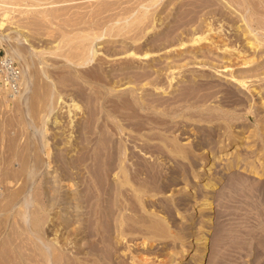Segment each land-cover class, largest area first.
I'll return each instance as SVG.
<instances>
[{
    "label": "bare ground",
    "instance_id": "1",
    "mask_svg": "<svg viewBox=\"0 0 264 264\" xmlns=\"http://www.w3.org/2000/svg\"><path fill=\"white\" fill-rule=\"evenodd\" d=\"M5 1L7 2L8 0H4V2ZM19 1L17 3H19ZM23 1H29L28 5L37 7L36 5H42L46 0H22V2ZM59 1L60 0H53L47 2H51V4L54 5L51 7H58ZM91 1L93 2L94 0ZM98 1L96 0L95 2L98 4L97 6L93 3L95 6L93 7L96 9L91 6L95 11L94 13L93 10L90 11L93 13L91 14L93 16L90 17V34V30L88 29V32H86L87 35L86 33H83V35L79 33L82 35V38L81 36L79 37L78 34L75 33L79 28L76 26L78 30L77 28L73 30L75 26L73 27L72 24L69 33L64 35L67 36V38L63 39L61 44L59 43L58 45V43H56V45L48 48L51 54L54 53V55L59 57L60 55L65 57L66 63L69 64L70 67H75L78 59L82 58L83 64L94 59L96 50L94 49L95 51H93V47L95 40H106L109 37H112V40L118 39L119 44L117 47H112L108 50L112 53L123 52L127 54L128 58H126L125 63L121 61L122 64H118L116 69L118 70V75L116 77L112 76V74L109 73L110 69L106 70L105 65H103V60L98 59L99 62H95L94 60L95 65L93 64L91 67V82L94 79L97 82L105 84L107 80L109 83H117V81H122V79H131L135 82V90H140V95L138 92L136 94L135 91H130L127 96L123 97L111 94V99L107 100L106 106L103 104L105 106L106 125L104 128L101 127L102 129H99L98 126V129H95L96 131L98 130L97 133H93V126H96L94 123L96 122V115L99 111V108L95 105L97 104V96L92 92V94L86 93L85 95L88 101H90V104H88V106L90 105V107H88V115H91V133L96 134L91 140V264H162V261L160 262L154 258L159 254L160 249H158V244L159 240H161L159 236L163 234L168 236L167 239L171 238L169 240L160 241L164 244V247H161V249H163V251L166 249V254L172 258L170 259L171 262L168 261L169 264H205L208 261V235L210 232V224L214 217L212 212L208 209H211L213 204L211 198L215 186L222 177H224L223 179L225 180L229 177L220 189L217 198L219 205L217 206L219 207L218 215L222 217L224 213L228 210L230 211L228 208L229 202L231 201L230 198L241 189L246 178L231 172V169L235 166L233 162L235 158L237 159L238 157L237 155V157H235L234 154V158H228V160L225 161L226 163H224L225 165L223 164L224 167L221 169L216 168L215 163L210 165V169L206 167L203 171V173L207 175L205 177L206 181L200 184L199 180L202 179L198 176L201 174H199V170H194L195 164L198 161L195 158L198 154L196 153L195 145H190V143L183 144L180 139L182 135L185 134L186 130L189 129L190 131H194L206 128L204 125L209 121L212 124L207 128L210 131V135L219 134V137L217 140L210 138L207 141L208 144L212 145L217 151L222 148L225 152L227 151L226 154L232 153V151H228L229 148L232 146L238 148L240 145L237 143L241 142V136L238 134L239 132L232 130V126L236 124L237 120L243 116L249 118L251 115L258 116L257 118H259L260 121L262 120L261 114L264 113V84L259 85V83H256L254 84L256 87L252 88L251 81H258L264 77L261 78L260 75L254 73L247 76H238L232 70L230 72V77L232 79H229L232 85H225L220 81L215 82L210 79L211 70L210 72L208 70L209 73H207L202 69L188 67V65L193 62L192 58L191 60L189 59L192 55H188L186 59L188 61L185 60L186 62H177L176 58H174L173 62H165L161 61L158 57L161 53L157 54L156 52H159L161 49L164 50V52L166 50V58H173L176 56V52L173 54L174 51H169V49H171L170 46L174 43L186 45L185 42H182L184 37L190 40L192 44L199 43L203 41L204 38L206 39L205 36L207 34L205 36L203 34L196 37L194 36V33L197 31L188 27L190 21L187 20L188 16L192 19L193 17L202 15L203 19L205 18L206 20L209 16L219 15L225 16L230 23H235L241 19L244 24L236 25V29L241 30L243 34L249 37L253 28L252 21L257 20V22L259 21L260 23L264 20V0H187L183 3L182 10L176 13L175 1L171 0ZM72 6L70 8L73 9L77 5H75V7ZM30 9L39 10V8ZM84 9L85 8H83V10ZM41 10H45L48 15L47 7H42L40 12ZM164 10H166V13L162 15ZM46 13L44 12L42 14ZM34 15L35 14H33V16L31 15L32 20L28 22L24 21L26 24L23 22V24L20 23L21 20H17L19 24L13 21L17 26L14 27L15 30L12 32H16L17 35L26 36V30H24L25 26H27L26 28L28 30L35 29L38 23H40L41 26H46L47 21H43L44 17H42L43 20H41V16H39L41 21H36L38 16L37 18L35 16L36 20H33ZM49 15L47 18H49ZM51 18H49L48 21L51 22ZM71 18L75 19L74 16ZM175 19L176 23H173L172 20ZM203 19L202 17L200 18L199 26H201ZM171 23L174 26L165 30ZM204 23L206 22L204 21L202 24ZM88 24L89 23H87V25ZM0 25L1 27H5L6 24L4 21H1ZM211 27H209L210 30ZM83 31L85 32L86 30ZM74 35L78 36L79 39ZM105 36L108 37L106 38ZM24 39L28 40L26 37ZM257 40L259 45L261 43L260 38H257ZM248 42L253 46L255 44L253 41ZM168 47V50L165 49ZM228 48L229 47L224 48L227 54H224V51L222 58L231 59L232 56L238 52L237 50L236 52ZM15 50L16 48L13 46L8 48L7 57L12 54L14 55L16 52ZM138 51H140L143 56H146L144 58L146 61L143 63L139 62L136 65L134 62H136L135 56ZM241 55L244 64L243 68L250 67V62H254L253 60L260 56L255 50L252 53H247V50H239V56ZM162 56L164 55L162 54ZM7 60H9V58ZM214 63H211L212 67H216V63ZM228 63L231 64L230 62ZM228 63H224V66L226 67ZM108 64L109 62L106 65ZM230 66L231 65L228 67ZM176 71L178 72L177 75ZM221 71L222 70H220V72ZM182 72H185V74H182ZM89 77L88 75V78ZM233 79L241 82L239 83L241 85L237 86ZM53 87H55V83H49L46 87L47 90L44 89V91L42 90L43 92L36 91L35 96H42V98H39L43 100L44 96L47 97L49 95L45 93V90L46 92L48 91V93H52ZM219 93L221 95H218L220 97L218 99V104H208V102ZM76 96L78 97V94ZM81 96H83L82 92ZM29 100H31V98ZM32 101L35 102L36 100L34 101L33 99ZM44 101L45 100H43V102ZM31 102H29V106H31ZM52 104L51 102V106ZM78 108L80 107L78 106ZM30 109L32 112L34 110L33 106L28 109L29 112ZM35 111L36 109L33 112ZM214 119H217V121H214ZM263 130L264 121H261L254 129V136L260 137ZM221 135H225L223 136L224 138H221ZM225 139L229 141L226 142ZM231 140L235 141L231 147H228ZM200 145L201 143L199 141L197 146ZM134 147H139L141 151L149 156L139 154V152L137 153ZM260 150L259 152L264 155V145L261 146ZM208 156V160L211 159L215 161L219 158V155H217V153L213 154V152L212 155L208 154ZM250 156H241L236 164L242 161L240 166L244 165V167L248 168L249 173H256L257 176L260 177L264 176V162L261 165H256ZM188 159L192 160L190 167L182 164L187 162ZM220 160L223 161V159ZM169 161L173 162L172 165L176 163L177 167H174L175 169H180L182 173L185 172L188 174L187 179L189 181L186 187L180 189L179 194H182L189 186H192L189 188V193L181 195L178 201L164 195L166 191L171 190V187L175 185L177 180L176 177L171 176L169 173L173 169L167 166V164H170ZM209 170L211 171L209 172ZM157 194L164 196H162L163 198L161 200L159 197H152ZM191 197L197 199L196 201L198 202L197 205H195V201L194 205L196 207H191L193 209H189L188 211L187 204L191 201ZM235 199L238 200V198ZM234 202L235 201L231 203ZM176 205H178V209L174 207ZM251 205L253 209L256 204L254 203L253 205L252 203ZM155 206H160L161 210H157ZM231 206H233V204ZM173 208L176 209L177 213H180L182 216L184 215V219H182L181 222L175 223L174 220L176 219L171 220V218L165 217V214L169 213V216L171 215V210ZM247 208L244 212H240V208L237 209L239 212L237 214V219L240 223L244 222L248 225L252 220L253 211ZM244 209L243 207V210ZM157 212H161V214ZM197 213L199 215H197ZM235 213H237L236 210ZM259 214H261V212ZM234 215L235 214L232 216L235 217L236 215ZM174 216L175 215H172L173 218H175ZM221 217L219 219H221ZM237 219L235 220L236 222ZM221 223L225 224L224 221ZM238 224V228L235 226L234 229L235 237L233 240V242H236L235 247H237V251L242 253L243 249L249 250L251 248L256 256V263L264 264V233H259L257 231L256 233L254 229L243 231L242 227L244 225ZM223 229L222 224H218L215 227L217 239L224 233ZM247 236L254 240L251 242L253 245L252 247H249L251 244L246 240ZM137 239H141L138 247L143 245L142 252L138 251L137 246L135 247ZM175 239L180 240V242H175ZM220 239L219 242L217 241L218 244L222 241V238ZM214 243H216V241H214ZM170 248H172V251L170 250L167 252ZM189 256L190 260L187 262ZM129 258L131 259V263L127 261ZM145 260L146 263H144ZM141 261L144 262L141 263ZM207 264H224V258L221 252L219 251L215 254L214 261L213 259L209 260Z\"/></svg>",
    "mask_w": 264,
    "mask_h": 264
},
{
    "label": "rangeland",
    "instance_id": "2",
    "mask_svg": "<svg viewBox=\"0 0 264 264\" xmlns=\"http://www.w3.org/2000/svg\"><path fill=\"white\" fill-rule=\"evenodd\" d=\"M2 1L0 0V22L4 21L6 25L5 27H1L0 25V264H91V140L96 134L91 133V115H88V107H90L88 104H90V101H88L85 95L86 93H93L97 96V104L95 105L99 108V111L95 120L97 123H94L96 126H93L95 131H93V133H97L98 130L96 131L95 129L98 126L99 129H102L106 125L105 104H107V100L111 99V94L123 97L127 96L130 91H135L136 94L137 92L139 94L140 90H135V82L131 79H122V81H117V83H109L107 80L105 84L97 82L94 79V83L93 81L91 82V67L98 59L104 61L103 65H105L106 70L110 69L109 73H111L112 76L116 77L118 75V70H116L118 64L125 63L126 58H128L126 53H112L108 51L112 47H117L119 44L118 39H113V41L112 37H109L106 40H95V44L93 43V51L96 50L94 59L84 64L82 58L78 59L79 62L77 61L75 67H70V65L66 63L65 57L61 55L59 57L48 51L49 47L56 45V43L59 45L63 39L67 38V36L64 35L69 33L72 24L73 27L75 26L73 30H76L77 27L79 28V30L77 28L78 33L76 31L75 33L78 34L79 37L81 36V38L83 33L88 32V29L90 30L89 34L91 33L90 17L93 16L91 14H93L95 11L94 9H96L94 7L98 5L95 3L96 0L93 2L91 0H60L58 7H51L54 5L51 4V2H47L53 0H46L42 5H36L37 7L28 5L29 1L22 2V0H18L19 3H17V0ZM171 1H175L176 13L182 10V5L187 0ZM93 3H95V6ZM75 5L77 6L75 7ZM81 5L85 8L84 10ZM71 6L75 7L73 8L75 10L70 8ZM91 6L94 9H92ZM42 7H47L48 15L51 14L49 18L54 15L51 19L56 23L48 21L49 18H47L48 15L45 10H41L40 12ZM30 8H39V10ZM92 10L93 13L90 12ZM44 12L46 14H42ZM165 13L166 10L162 12V15ZM33 14H35L33 20H36L37 16L38 18L41 16V20H43L42 17H44L43 21L46 20L48 23H46V26L48 25L49 27L45 25V27L43 25L41 26V24L37 22L38 24L33 30L29 27L30 30H28L26 28L27 26L24 27L25 29L23 28L26 30V36L17 35L16 32H12L15 30L14 27L17 26L14 22H18L19 20H21L20 23H25L24 21L28 22L32 20ZM73 16L75 19L71 18ZM199 16L203 19L202 15ZM199 16L193 17L192 19L188 16L187 20H190L188 27L197 31L194 33L195 37L202 34L205 36L207 34L205 36L206 39L204 38L203 41L192 44L190 40L184 37L182 42H185L186 45L174 43L170 46L171 49H169V47L165 48L167 50L169 49V51H174L173 54L176 52L175 57L166 58V50L164 52V50L161 49L160 51L158 50L159 52H156L157 54L161 53V55L158 56L161 61L173 62L174 58H176L177 62L180 61V63H182L188 61L186 60L188 55H192L189 59L191 60L192 58L193 62L191 61L192 63H190L188 67L202 69L207 73L211 70L210 79L215 82L220 81L225 85H232V83L229 82V79H232L230 77V72L232 70L238 76H247L254 73L260 75L261 78L264 77V20L260 23L259 21L257 22V20L252 21L253 28L248 37L243 34L241 30L236 29V25L244 24L241 19L235 23H230L225 16H209L206 20L205 18L202 20V23L204 21L206 23H201V26H199L201 18ZM38 18L36 21L40 20V18ZM172 22L176 23V19L172 20ZM87 23H89L88 25L90 26H88ZM208 25L209 27L212 26L211 30ZM173 26L174 25L171 23L165 30ZM83 30L86 31L84 32ZM78 36L75 37L78 38ZM23 37H26L28 40H25ZM105 37L107 38L108 36ZM257 38H260L261 41L259 45L257 43L259 39L257 40ZM248 41L255 42L254 46ZM11 46L16 48V52L14 55L12 54L7 57L8 48ZM225 47H229L228 49L234 51L237 50L238 52L236 51L237 53H235L231 59L222 58ZM239 50H247V53H252L255 50L260 56L256 57L253 60L254 62H250V67L243 68V59L242 55L239 56ZM162 54L164 56H162ZM224 54H227L226 51ZM135 57L137 58H135L136 62H134L136 65L139 62L143 63L146 61L144 59L146 56H143L140 51L137 52ZM8 58L9 60H7ZM108 62L109 64L106 65ZM211 63H214L216 67H212ZM224 63H228V65L225 67ZM229 65L231 66L228 67ZM214 68L217 69L215 70ZM219 69L222 71L220 72ZM177 74L178 72L176 75ZM182 74H185V72H182ZM88 75L90 76L89 78ZM233 81L237 86L241 85L239 84L241 82L238 80L233 79ZM49 83H55L52 93L46 92V87ZM251 83L252 88L256 87L254 86L256 83L262 85L264 84V78L258 81L253 80ZM44 89H46L45 93L47 95L49 94L47 97H43V100L46 102H43L41 99L42 96H39L41 98L35 96L36 91L41 92L42 90L44 91ZM81 92L83 96H81ZM77 94L78 97L76 96ZM218 95L221 94L219 93L214 96L208 104H218V99L220 98ZM28 98H31V100ZM33 99L36 101L33 102ZM29 102L32 103L31 106H33L34 110L36 109L35 112H33L34 110L32 111L33 113L31 109V113L28 111L31 107L29 106ZM51 102L53 103L52 106ZM78 106L80 108H78ZM257 117L258 116L255 115H251L249 118H247V116L240 117L236 124L232 126V130L239 132L238 134L241 136V142L237 143L240 147H231L235 140H231L230 146L228 145V147H231L228 151H232V153L226 154L227 151L225 152L222 148L217 151L212 145L208 144L207 141L210 138L217 140L219 137V134L210 135V131L207 128L212 124L209 121L204 125L206 128L194 131H190L189 129L186 130L185 134L182 135L180 139L183 144L190 143V145H195L196 153H198L195 158L198 161L195 164L194 170H199V174H201L198 176L202 179L199 180L200 184L206 181L205 177L207 175L203 173L206 167L210 169V165L215 163L216 168L221 169L224 167V163H226L225 161H227L228 158H234V154L235 157H238L237 159L235 158L233 162L235 166L231 169V172L246 178L241 189L237 191L233 197L231 196V201L229 199L228 208L230 211L232 210V213L227 208L228 211L226 210L227 212L224 213L222 217L218 215L219 207L217 206L219 205L217 198L220 189L229 177H227L226 180L222 177L215 186L211 198L213 204L211 209H208L212 212L214 217L211 220L210 232L208 235L209 245L207 263L212 259L214 261L215 254L220 251L224 258V264H257L255 260L256 256L251 248L249 250L243 249L242 253H239L237 247H235L236 242H233L235 237L234 229L235 226L237 227L238 223V225H244L243 227L241 226L243 231L254 229L255 232L264 233V220H262L264 219V176L260 177L257 176L256 173H249L248 168L244 167V165L240 166L242 161L236 164L241 156L246 155H251L250 158L254 160L256 165H261L264 162V155L259 152L261 151V146L264 145V130L260 137L254 136L255 127L259 125L261 121H264V113L261 114V121ZM214 121H217V119H214ZM223 136L221 138H224ZM199 141L201 145L197 146ZM225 141L228 142L229 140L225 139ZM134 150H137L139 154L149 156L141 151L139 147H134ZM212 152L213 154L217 153V155H219V158L215 161L211 159L208 160V154L212 155ZM220 159H223V161ZM191 161L192 160L188 159L187 162L182 164L190 167ZM169 163L170 164H167V166L173 168L169 173L171 176L176 177L177 180L175 185L171 187V190L166 191L164 195L178 201L181 195L189 193V188L192 186H189L185 192L179 194L180 189L186 187L189 181L187 179L188 174L185 172L182 173L180 169H175L177 167L176 163L175 165H172V161H169ZM210 171L211 170H209V172ZM164 195L157 194L152 197H159L161 200ZM235 198H238V200ZM194 199L193 197L190 198L191 201L187 204L188 211L189 209H193L191 207H196L195 205H197L198 201ZM233 201L235 202L231 203ZM250 203H253V205L255 203L256 208L253 207L252 209ZM232 204L233 206H231ZM177 206L178 205L174 207L178 209ZM243 207L245 208L244 210ZM155 208L161 210L160 206H155ZM239 208L241 210H239L240 212L246 211V208L253 211L252 220L248 225L238 221L237 214L239 212L237 209ZM176 209L173 208L171 210L170 216L168 211V214H165L166 218H171V220L176 219L174 220L175 223L181 222L182 219H184V215L182 216L180 213H177ZM235 210L237 213H235ZM260 212L261 214H259ZM157 213L161 214V212ZM233 214L236 216L234 215L235 217H233ZM172 215H175V218H173ZM197 215L199 214L197 213ZM220 217L221 219H219ZM236 219L237 222L235 221ZM223 221L225 224L221 223ZM216 224H222V228H224V233L218 239L215 235ZM164 236H166V234L159 236L161 240H159L158 249L160 250L159 254L155 256L154 259L160 262L162 261V264H169L172 258L166 254V249L165 251L161 249V247H164V244L160 241L169 240L171 238L167 239L168 236ZM220 238H222V241L218 244L217 241L219 242L221 240ZM176 239L175 242L179 243L180 240ZM246 240L251 244L249 247H252L253 245L251 242L254 241L253 238L247 236ZM136 241L137 244H135V247H138L141 239H137ZM214 241H216V243H214ZM142 246L143 245L138 247L139 252H142ZM170 250L172 251V248L168 249L167 252ZM189 258L190 256L187 258V262L190 260ZM127 261L131 263L130 258ZM143 262L141 261V263ZM144 263H146V260Z\"/></svg>",
    "mask_w": 264,
    "mask_h": 264
}]
</instances>
